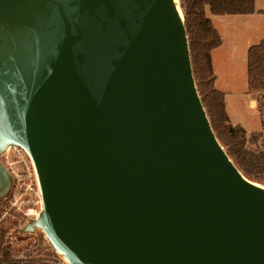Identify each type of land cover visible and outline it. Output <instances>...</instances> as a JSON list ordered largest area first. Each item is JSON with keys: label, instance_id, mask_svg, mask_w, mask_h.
Listing matches in <instances>:
<instances>
[{"label": "water", "instance_id": "95a60500", "mask_svg": "<svg viewBox=\"0 0 264 264\" xmlns=\"http://www.w3.org/2000/svg\"><path fill=\"white\" fill-rule=\"evenodd\" d=\"M178 6L0 0V154L29 156L26 231L68 264H264V185L212 130Z\"/></svg>", "mask_w": 264, "mask_h": 264}, {"label": "trees", "instance_id": "16d2710c", "mask_svg": "<svg viewBox=\"0 0 264 264\" xmlns=\"http://www.w3.org/2000/svg\"><path fill=\"white\" fill-rule=\"evenodd\" d=\"M188 39L192 73L201 103L206 111L216 138L236 167L249 179L264 181V151L256 154L245 147L246 130L232 125L224 105V93L217 90L210 53L221 43L218 31L205 13L246 14L254 12V0H179ZM247 77L249 89L264 90V38L251 45L247 51ZM261 125L264 127V120ZM35 245L22 253H14L5 245L0 234V264H56L40 257Z\"/></svg>", "mask_w": 264, "mask_h": 264}, {"label": "rangeland", "instance_id": "374dc122", "mask_svg": "<svg viewBox=\"0 0 264 264\" xmlns=\"http://www.w3.org/2000/svg\"><path fill=\"white\" fill-rule=\"evenodd\" d=\"M244 92L235 94L234 98H226V111L229 123L241 124L246 131L245 147L256 154L264 151V90L248 89L244 83ZM249 95L255 99L256 108L249 107ZM24 152V151H23ZM17 152L14 145L6 147L0 154V161L12 176L13 184L6 196L0 199V234L4 236L6 246L14 253H21L30 245L38 247L40 257L54 261L56 264H68L54 249L50 240L41 228L26 231V226L34 222L41 210V195L37 179L28 170L25 155ZM264 185V181H259ZM31 210L25 214L27 210Z\"/></svg>", "mask_w": 264, "mask_h": 264}, {"label": "crops", "instance_id": "0c3cea01", "mask_svg": "<svg viewBox=\"0 0 264 264\" xmlns=\"http://www.w3.org/2000/svg\"><path fill=\"white\" fill-rule=\"evenodd\" d=\"M205 13L221 38V43L212 49L210 58L215 75L214 85L224 93L226 110L225 99L244 92V83L248 88L247 51L264 38V0H254L252 13L212 14L208 7H205ZM249 96V107L256 108L255 99ZM242 127L246 131H254Z\"/></svg>", "mask_w": 264, "mask_h": 264}, {"label": "built area", "instance_id": "2783aa9c", "mask_svg": "<svg viewBox=\"0 0 264 264\" xmlns=\"http://www.w3.org/2000/svg\"><path fill=\"white\" fill-rule=\"evenodd\" d=\"M14 147H15V149L17 150V152L18 153H20L21 151L23 152L24 150L21 148V147H19V146H15L14 145ZM25 152V151H24ZM23 152V153H24ZM25 158H26V163H27V165H28V170L30 171L31 170V173H32V176H33V178H34V180H35V178H36V175H35V171H34V167H33V164H32V161L30 160V158H29V156L26 154L25 155ZM31 210H27V212H25V214H28L29 212H30Z\"/></svg>", "mask_w": 264, "mask_h": 264}, {"label": "bare ground", "instance_id": "6f19581e", "mask_svg": "<svg viewBox=\"0 0 264 264\" xmlns=\"http://www.w3.org/2000/svg\"><path fill=\"white\" fill-rule=\"evenodd\" d=\"M174 2L176 3V7H177V9H178V12H179V14H180V17H181V13H180V11H179V6H178V0H174Z\"/></svg>", "mask_w": 264, "mask_h": 264}]
</instances>
